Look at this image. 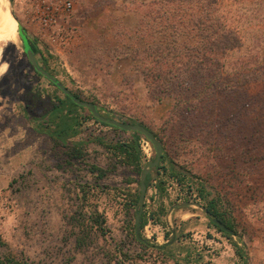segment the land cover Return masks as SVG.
Segmentation results:
<instances>
[{"label": "rangeland", "instance_id": "1", "mask_svg": "<svg viewBox=\"0 0 264 264\" xmlns=\"http://www.w3.org/2000/svg\"><path fill=\"white\" fill-rule=\"evenodd\" d=\"M151 1L156 0H5L6 17L8 11L37 39L47 72L101 114L148 128L162 144L166 172H149L144 202L153 219L139 230L148 241L145 246L136 239L131 206L139 195L140 176L95 142H126L131 134L88 118L81 134L66 145L37 133L28 118L48 113L63 93L34 73L19 39L14 45L3 43L0 259L11 256L29 264H264V84L219 92L197 109L175 104L174 94L156 103L144 79L148 62L114 51L128 45L119 35L138 27L141 5ZM218 7L215 15L237 29L244 43L222 58L225 70L260 69L264 0H222ZM164 100L170 108L162 115L156 106ZM79 113L88 116L87 110ZM83 141V159L70 160L68 146ZM138 143L146 163L153 161L150 142L140 136ZM172 163L176 172L186 174L180 183L167 177ZM92 165L106 175L97 179ZM160 180L166 181L161 196L155 187ZM191 182L202 184L209 199L219 200L217 209L241 239L219 232L198 207H175L169 214L176 204L205 206L194 199L195 190L189 192ZM80 185L88 186V192ZM92 214L103 222L104 232L93 228L87 246L78 248L79 222ZM161 245L168 248H156Z\"/></svg>", "mask_w": 264, "mask_h": 264}, {"label": "trees", "instance_id": "2", "mask_svg": "<svg viewBox=\"0 0 264 264\" xmlns=\"http://www.w3.org/2000/svg\"><path fill=\"white\" fill-rule=\"evenodd\" d=\"M221 1L156 0L149 2L148 5L143 3L141 6L144 12L139 20L138 27L129 32H126L127 30L121 32L119 35L121 40L128 45H123L114 49V51L117 52L119 50V55L122 57H131L135 60L142 59V61L148 62L146 71L143 72L144 79L147 82L148 88L152 90V98L156 103H160L165 97L174 94L176 97L175 104H188V110L193 107L197 109L201 107L206 98L219 92L235 91L251 83L264 84V61L259 64L261 66L260 69H254L251 73H244L243 71L230 73L225 70V64L221 61L222 58L229 53L243 48L244 43L237 29L230 27L227 22H224V19L222 21L221 17L215 15ZM10 2L12 3V0ZM18 35L21 43L22 37L26 38L36 60H41L46 71H49L47 58L40 49L37 39L30 37L21 26H19ZM130 40L133 42H126ZM34 73L42 77L35 71ZM46 81L49 85L55 87L51 82ZM63 96L64 99H58V103L48 113L40 116L38 119L28 118L30 123L33 124L34 130L49 137L54 144L66 145L69 141L78 137L82 132V124L85 118L92 119L96 123L110 127L116 131L118 130L95 120L87 109L78 107L69 97L64 94ZM75 96L79 98V96ZM80 110H87L88 116H81ZM101 115L120 121L112 115ZM125 133L131 134L129 141H112L108 143L99 138L95 142L103 146L116 160L118 159L120 165L132 169L136 175L140 176L141 170L146 164L144 160L145 156L138 143L139 137L143 135L134 132ZM154 137L156 138L155 135ZM85 145L86 142L84 141L72 143L70 147L68 146L70 150L67 153V157L70 160L83 159L82 147ZM164 160L165 155L162 152L159 164L152 171H157L158 173L160 170H163L166 172V168L163 166ZM174 167V163L170 164V172L167 177L180 183L184 180L186 174L176 172ZM92 172L96 174L97 179H102L107 173V171L94 165H92ZM151 180L152 178L148 174L146 178L147 189L150 186ZM137 183L139 186V180ZM165 184V180H160L155 185L160 196L165 191ZM80 187L84 190V193L88 192L84 189L88 186L80 185ZM187 188L190 193L192 189L195 190L197 196L194 199L205 202L204 207L211 213L213 218L218 219L227 228L234 231L232 223L227 221L223 213L217 209L219 200L209 199L211 194L205 190L202 184L196 183L195 185L194 182H191L187 185ZM139 195L131 203V206L134 208L135 219L138 213L137 202ZM159 209L161 214L166 213L163 205ZM152 215H147L144 202L139 230L145 227L149 218L153 219ZM82 218L84 219L79 222L80 234L76 240L78 248L87 246L90 232L93 228L104 232L103 222H100L98 217L92 214L88 215L87 218L84 215ZM154 221L156 224L161 223L159 219H154ZM213 226L222 234L230 236L222 232L215 225ZM234 232L236 233V231ZM144 240L145 242H141V244L148 245V241ZM156 248L166 250L168 247L167 245H161ZM0 264L29 263L16 260L11 256H5L3 259H0Z\"/></svg>", "mask_w": 264, "mask_h": 264}, {"label": "water", "instance_id": "3", "mask_svg": "<svg viewBox=\"0 0 264 264\" xmlns=\"http://www.w3.org/2000/svg\"><path fill=\"white\" fill-rule=\"evenodd\" d=\"M18 30H19V26H18ZM18 39H19V35H18ZM22 43H23L24 54L28 60L29 65L32 67V69L36 73L41 75L43 78H45L46 80L51 82L60 92H62L67 97H69L70 100L75 105H77L78 107H83V108L87 109L89 111V113L91 114V116L95 120L99 121L102 124L114 127V128H116L120 131H123V132H134V133H138V134L143 135L147 139V141L150 142V144L152 145L154 152H155V159L153 161H148L141 170L140 177H139L140 195H139L138 202H137L138 213L136 214V219H135V235H136V238L140 242H145V240L142 239L139 235V229H140V217H141L143 202H144L145 194L147 191L146 178H147V175L149 174V172L159 164V161H160V158H161L162 152H163L161 142L154 137L153 133L149 129H147L146 127H144L141 124H129V123H126L123 121H118V120L107 118V117L101 115L95 104H93L91 102L84 101V100L76 97L75 95H73L58 80V78H56L55 76L48 73L45 69H43L39 65L30 45L28 44V42L26 40V38L22 37ZM186 206L198 207L199 209H201L203 211V213L205 214V216L208 219H211V222L213 223V225L218 227L222 232H224L230 236H234V237L241 239L240 235L235 233L233 230L227 228L218 219L213 218L211 213L204 206L200 205L199 203L194 202V203L176 204L173 208H171L169 210V214L173 211V209L175 207H186ZM173 240H174V237H172V240L170 243H172Z\"/></svg>", "mask_w": 264, "mask_h": 264}, {"label": "bare ground", "instance_id": "4", "mask_svg": "<svg viewBox=\"0 0 264 264\" xmlns=\"http://www.w3.org/2000/svg\"><path fill=\"white\" fill-rule=\"evenodd\" d=\"M3 6L5 7V0H0V78L2 77L5 66L3 65V55H2V44H16L18 42L17 29L18 24L12 15L7 11L5 15Z\"/></svg>", "mask_w": 264, "mask_h": 264}, {"label": "crops", "instance_id": "5", "mask_svg": "<svg viewBox=\"0 0 264 264\" xmlns=\"http://www.w3.org/2000/svg\"><path fill=\"white\" fill-rule=\"evenodd\" d=\"M160 106V113L162 115L166 114L168 112V109L170 108L169 107V103L167 102V100L165 101L164 100V105H163V102L161 104H158V106L156 107H159Z\"/></svg>", "mask_w": 264, "mask_h": 264}]
</instances>
